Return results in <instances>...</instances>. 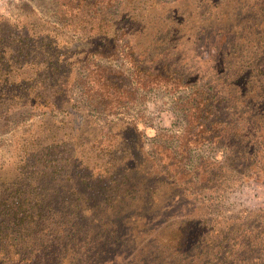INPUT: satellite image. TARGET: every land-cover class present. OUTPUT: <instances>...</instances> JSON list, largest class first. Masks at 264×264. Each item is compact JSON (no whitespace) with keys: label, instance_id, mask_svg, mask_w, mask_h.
I'll use <instances>...</instances> for the list:
<instances>
[{"label":"rangeland","instance_id":"1","mask_svg":"<svg viewBox=\"0 0 264 264\" xmlns=\"http://www.w3.org/2000/svg\"><path fill=\"white\" fill-rule=\"evenodd\" d=\"M63 1L0 0V191L28 168L53 211L69 205L31 232L47 240L74 222L64 264H264V159L248 160L264 130L235 93L243 64L232 67L255 38L235 27L264 2L156 0L87 39ZM114 25L129 39L108 38ZM196 92L211 115L192 114Z\"/></svg>","mask_w":264,"mask_h":264},{"label":"trees","instance_id":"2","mask_svg":"<svg viewBox=\"0 0 264 264\" xmlns=\"http://www.w3.org/2000/svg\"><path fill=\"white\" fill-rule=\"evenodd\" d=\"M155 1L156 0H64L61 4L66 6L64 11H68V17H64L66 26L78 30V34L75 32L77 34L76 37L86 36L87 39H90L105 34L107 36V33L99 34L94 31L99 30L101 27L99 22H102L103 24V22L106 21L108 24H111L119 18L123 22L133 25L132 23L146 15L148 9L155 7ZM262 1L264 2V0ZM242 3H244V1ZM160 4L163 5L165 3L160 2ZM248 4L249 3L245 2L243 5L248 6ZM110 7L115 8V14L109 11ZM204 7L207 9L206 6ZM64 11H61V13ZM260 16L261 18L257 20V16L255 15L256 21L254 22L253 20L252 22L248 20L247 22H251L250 25L245 24L244 27L243 25L235 27L236 33H239L241 30H246L247 33H251L249 30L253 28L254 31L252 33H254L255 38L252 41L251 47H253V50H251L250 53L245 54L244 57L240 54L234 53L236 54V57H233L235 63L232 67L234 68L239 61L243 64L240 71L236 73L237 76L235 74L234 80L238 81V85L234 87L235 93L238 94L240 98L238 100L240 103H244L246 107H251L253 114L251 116H253L254 120L252 125H257L258 128L264 130V11ZM222 18L223 16H220L219 19ZM259 22H262V24L260 25ZM180 23V20H176L171 24V34H174L178 27H180ZM115 26L116 25L110 27L109 30H111V33H109L108 38H112L120 32L127 36L130 34V32L125 31L122 25H118L119 27ZM261 26L262 29L258 31ZM156 32H158V29H156ZM220 34L222 35V32H220L219 35ZM126 35L125 37L128 38ZM44 36L45 35L42 36L43 39ZM209 38V34L203 38V41L208 45L211 44ZM220 40L223 41L222 36ZM236 40L244 43L246 40L249 41V38L238 37ZM40 44L43 46L45 43H42L41 41ZM171 48L172 47L170 46L168 52L175 58ZM161 51L168 59V63L174 62L173 57L170 59L167 57V53L164 49L159 50V52ZM17 52L22 53L23 50L17 49ZM252 53L256 55L251 57ZM221 54H224V52H221ZM166 66H168V64ZM171 68H173V65ZM172 70L173 75L176 70ZM155 76L165 78L166 71L163 73H156ZM197 92L194 95L189 96L187 99L188 104L192 108V114H194L195 117L202 116L204 113L211 115L209 114L210 104L208 103L205 105V102L202 101V94H198ZM196 98L199 99L194 100ZM206 101L209 100L206 99ZM262 110L263 113L260 114ZM210 121L212 123L218 122L214 119H210ZM201 125L205 129L210 130L211 124L209 125L207 122H201ZM226 134L231 138L236 135V133H232V130H230V133ZM260 141L261 142H258L256 147L259 153H254L248 158L251 162L252 158L259 155L264 159V147L262 146V144L264 145V135L261 136ZM241 168V170L245 169L244 166ZM241 172L243 171H240L239 173ZM31 173H33V171L28 170L27 168L26 171L23 172V177L14 181L13 186L0 191V264H61L62 261L70 258L68 250H70L71 243L75 239V230H72L74 222L70 224V227L68 228L69 230L67 229L68 232H66L65 229L55 227L47 240L45 239L44 234H40L37 230L31 232V230L35 229L34 227L36 226V223L40 225L43 222V219H57L62 217L64 214H62L60 210L64 211L69 207V205L63 207L61 204H56L55 206L57 208H53V211L46 201L41 199L42 193L40 192V189L29 181L31 180ZM261 173L264 174V170H262ZM72 207L75 209L77 207L80 208L79 205ZM8 228H15V233H17L18 236L13 238L11 232H6ZM194 245L198 246L200 244L194 243ZM248 250L250 251V249ZM62 263L64 264V262Z\"/></svg>","mask_w":264,"mask_h":264}]
</instances>
